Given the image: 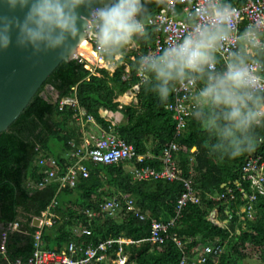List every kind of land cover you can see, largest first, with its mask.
<instances>
[{"label": "trees", "instance_id": "1", "mask_svg": "<svg viewBox=\"0 0 264 264\" xmlns=\"http://www.w3.org/2000/svg\"><path fill=\"white\" fill-rule=\"evenodd\" d=\"M245 1L223 0V3L238 7ZM143 3L145 11L141 18L145 22L165 6L166 0H143ZM182 7L183 3L178 1V13ZM134 40L137 48L131 51L124 49L118 60L105 57V60L117 64L113 72L90 63L89 51L95 50L96 46L90 47L84 42L77 57L62 62L46 79L24 112L7 131L0 134V264L26 261L34 251V236L38 231L41 248L45 250H61L71 242L80 248H87L109 238L134 240L135 243L124 246V253L131 264H178L184 255L192 258L200 252L203 244L213 242L220 243L223 252L219 257H209L204 264H243L246 258L244 250L248 245L259 253L258 260L264 264V198L257 200L251 219L239 212L240 205L246 202L239 195L237 201L229 202L213 198L214 194L224 191L222 184L233 186L240 178L248 157L260 154L264 159V143H258L259 138H264V129L255 130L254 149L239 157L221 158L219 153L214 152L211 146L216 144V139L204 130L200 118L210 108L199 95L204 79L211 72L206 67L204 79L196 75L201 104L188 118L181 136L175 138V120L165 105L172 101L173 87L182 79L170 82L169 96L161 102L153 91L157 82L151 74L144 73V79L138 75L140 58L154 45V32L145 27L140 38L135 37ZM239 47L240 53H235L231 61L237 56L242 57L244 63L253 58L244 51L243 41ZM95 57V52H91L90 58L93 60ZM213 58L216 69L211 73H222L225 69L223 58L216 50ZM254 58L263 64L264 77V52L255 51ZM87 64L94 68L93 71L85 68ZM135 85L139 86L137 102L120 107L119 97ZM47 87L57 93L56 100L43 94ZM65 97L74 98L77 105H66L60 109L59 102ZM80 110L91 115L94 123L86 122L85 117L80 119ZM101 111L120 112L123 120L112 125ZM92 127H98L96 130L99 133L100 129L112 130L132 144L137 154L152 155V159L145 160V164L150 166H160L158 158L172 141L181 145L182 149L177 153L178 165L182 176L192 179L200 203L187 204L181 211V217L169 230L170 234L180 238V247L171 239L162 244H153L146 239L150 235L152 219L168 221L176 215V202L184 191L182 182L135 181L127 170L126 162L105 165L84 160L89 176L80 177L74 187L59 189L57 181L43 188L37 186L46 168L37 163L38 156H54L62 175L66 166L75 161L71 156L66 159L62 154H69L72 145L79 147L85 140V132ZM118 194L131 198L148 218L140 220L125 210L116 218L102 214L98 205ZM225 208L229 210L227 214ZM85 210H94L97 215L90 218ZM47 211L53 215L50 226L39 228L31 225L34 217H40ZM214 211L217 221L224 226L211 221L210 215ZM15 223L18 224L16 229L12 227ZM83 228H87L90 234H83ZM76 229H79L77 233ZM198 235L201 239H196ZM117 249L118 244L111 245L107 258L92 264H112Z\"/></svg>", "mask_w": 264, "mask_h": 264}, {"label": "built area", "instance_id": "2", "mask_svg": "<svg viewBox=\"0 0 264 264\" xmlns=\"http://www.w3.org/2000/svg\"><path fill=\"white\" fill-rule=\"evenodd\" d=\"M181 1L183 7L181 12H177V2ZM213 6H220L229 9L232 14V24L227 40L221 41L217 46V53L224 59L226 70L227 65L232 62V56L240 53L239 44L243 41L244 51L253 58L246 61L244 64L254 74L263 77V64L254 58L255 51L264 52V0H246L243 5L232 7L223 3V0H166V4L159 11L155 12L145 22V27H150L155 35L154 45L148 48L147 53L143 56H157L162 53L165 48L173 47L180 43L184 37L191 33L197 25L207 22L208 15ZM183 15V17H180ZM87 44L95 46L94 42L86 39ZM96 57L89 60L91 64L108 62L105 56L97 50ZM89 59V56H88ZM116 60V59H115ZM115 64V62H110ZM107 64V63H106ZM99 66V65H98ZM101 66V64H100ZM117 67V66H116ZM115 67V68H116ZM90 71H93L90 64L85 65ZM208 69L212 72L216 69L212 62ZM114 71V69H113ZM112 71V72H113ZM223 71V72H224ZM111 72V71H110ZM138 75L144 79V72L139 71ZM139 86L125 93L124 99H118L120 104H129L135 101L136 93ZM198 77L196 75L185 77L173 87V99L165 105V108L170 111L175 120V138H179L184 132L188 118L197 110L200 101H196L198 97ZM125 98H128L129 103H126ZM199 98V97H198ZM66 105L76 106L77 101L74 98L65 97L60 100L59 108L62 109ZM122 105H120L121 107ZM79 118L85 117L86 122L94 123L91 115H87L84 110H80ZM108 111H101V114L107 119ZM110 121V120H109ZM114 125L113 122H111ZM90 139H86L84 144L79 147L72 145L70 156L75 161L66 166L65 171L60 175V166L56 158L52 155H40L37 158V163L41 167H46L43 172V177L37 183L39 188H43L52 182H59V189L65 187H74L80 177L87 178L89 169L83 164L84 160H89L94 164H118L120 162L127 163V170L135 181L163 180V181H179L183 183L184 191L181 193L176 202V215L168 221L152 219L150 224V235L146 239L153 244H162L165 240L171 239L179 247L181 241L175 234H170L169 230L175 225L176 221L181 217L182 209L189 203L199 204L200 197L196 194L190 178H184L178 165L177 153L182 149L181 145L172 141L163 149L161 156L158 158L160 166H150L145 164V160L152 159L150 154H137L132 144L128 143L112 130L107 132L100 129L98 136L91 135ZM258 143H264V138H259ZM194 150V148L192 149ZM139 164V165H138ZM224 191L213 198L224 199L225 202L237 201V197H242L246 200L240 205L239 212L245 214L247 218H253L255 213V204L260 197L264 198V159L258 155H251L244 163L243 172L233 186L222 184ZM239 195V196H238ZM99 210L102 214L116 218L123 213L135 215L140 220H146L148 215L139 210L131 198L115 195L104 199L99 205ZM89 217H94L96 212L93 210H85ZM228 209L224 212L227 214ZM215 212L210 215V219L216 224H220L216 218ZM14 229L18 227L15 223L12 226ZM76 229L75 232H78ZM83 234H90L87 228L81 230ZM34 243V251L26 260H15L10 264H92L100 262L107 258L108 248L113 244H118L116 251V259L112 260V264H127V256L124 254V246L133 244L136 241L127 238L113 239L109 238L101 241L95 246L80 248L75 242H71L61 250H45L41 248L40 231L36 232ZM196 239H201L197 236ZM223 252V246L218 243H208L201 246L200 252L189 258L184 255L178 264H204L209 257H219Z\"/></svg>", "mask_w": 264, "mask_h": 264}, {"label": "clouds", "instance_id": "3", "mask_svg": "<svg viewBox=\"0 0 264 264\" xmlns=\"http://www.w3.org/2000/svg\"><path fill=\"white\" fill-rule=\"evenodd\" d=\"M4 0L11 12L26 10L23 19L0 15V46L8 48L13 29L17 43L43 49H61L66 61L75 54L84 39L94 42L101 55L114 60L145 32L143 0ZM89 9L84 16L78 9ZM233 14L213 6L206 23L197 25L177 45L165 48L157 56L141 57L139 71L151 74L157 82L153 91L161 102L169 96V84L192 74L204 79L205 68L213 62V53L227 40ZM71 41H78L73 45ZM69 54H65V53ZM200 97L210 106L201 114L204 130L216 139L211 147L221 158H236L252 151L256 129H264V77L254 74L237 56L218 75L209 72Z\"/></svg>", "mask_w": 264, "mask_h": 264}, {"label": "water", "instance_id": "4", "mask_svg": "<svg viewBox=\"0 0 264 264\" xmlns=\"http://www.w3.org/2000/svg\"><path fill=\"white\" fill-rule=\"evenodd\" d=\"M93 6L102 7L103 4L97 0ZM25 11L17 9L11 12L4 4V0H0V15H15L22 20ZM78 11L84 16L89 14V9L83 6ZM16 35L17 30L14 28L8 48L4 49L0 46V134L9 129L24 112L46 79L64 62L60 58L61 49H43L37 52L30 44L27 46L18 44ZM137 38L139 39L140 35ZM85 40L78 45L75 54L66 61L77 57ZM71 43L77 45L78 41ZM36 221L34 226H39V219ZM127 264H131L130 261Z\"/></svg>", "mask_w": 264, "mask_h": 264}, {"label": "rangeland", "instance_id": "5", "mask_svg": "<svg viewBox=\"0 0 264 264\" xmlns=\"http://www.w3.org/2000/svg\"><path fill=\"white\" fill-rule=\"evenodd\" d=\"M85 42H86V40H85ZM89 60H92L91 58H90V54H89ZM224 60V59H223ZM97 64H99V66L98 65H96V64H92L94 67H98V68H106V69H108L109 71L110 70H113V69H115V64H112L111 63V66H109V65H106V63H97ZM100 64H101V66H100ZM115 66V67H114ZM111 68V69H110ZM94 69V68H93ZM215 73V72H214ZM43 94H45V95H50L51 97H52V99L53 100H56L57 99V93L55 92V91H53L51 88H47L44 92H43ZM125 95V94H124ZM123 95V96H124ZM123 96H120L119 97V99H124V97ZM125 101H126V103H129V100H128V98H125ZM196 101H200L199 100V98L198 97H196ZM133 102H135V101H133ZM121 105H124V104H121ZM117 115H119V114H116L115 116H117ZM114 117V116H113ZM112 117V115H111V117H107L111 122L113 121V123L114 124H116L117 123V121L116 120H114V118ZM119 117V116H118ZM123 120V119H122ZM121 120V121H122ZM91 124V123H90ZM82 127V126H81ZM91 127V126H90ZM96 128H98V127H96ZM95 127H94V130L96 129ZM88 132H90V133H93L92 131H91V129L89 128L88 129ZM88 132H85V134L86 133H88ZM96 132L97 133H99L98 132V130H96ZM95 135V134H94ZM91 136V135H90ZM90 136L88 135V134H86V137H85V140L86 139H88V140H90L91 142L93 141L92 139H90ZM97 136V135H96ZM85 140H84V142H85ZM84 142L82 143V144H84ZM81 144V145H82ZM62 154V153H61ZM69 155V156H68ZM62 156L63 157H65L66 159H69V157H70V153L69 154H66V153H63L62 154ZM190 180H191V182H192V179L190 178ZM192 186H193V182H192ZM220 193H216V194H214L213 196H216V195H219ZM211 216H212V213H211ZM179 240H180V238H179ZM181 241V240H180ZM244 253L246 254V258L244 259V261H243V264H260V262H259V260H258V258H259V253L258 252H254L253 250H252V247L250 246V245H248L247 246V248H246V250H244Z\"/></svg>", "mask_w": 264, "mask_h": 264}, {"label": "crops", "instance_id": "6", "mask_svg": "<svg viewBox=\"0 0 264 264\" xmlns=\"http://www.w3.org/2000/svg\"><path fill=\"white\" fill-rule=\"evenodd\" d=\"M180 17H183V15H180ZM142 35V34H141ZM140 35V36H141ZM136 39H138L137 37H136ZM137 48V43H136V41L134 40L133 41V43L131 44V45H129L126 49H125V51H131V50H135ZM122 56V54H120V55H118L115 59L116 60H118L120 57ZM101 63V62H100ZM107 64L106 65H109V66H111V63L108 61V62H106ZM115 66H117V64L115 65ZM114 66V67H115ZM111 72L113 71V70H110ZM116 114H119V115H117V116H115ZM111 115H112V117L114 118V120H116V121H118V122H120L122 119H123V116H122V114L120 113V112H115V113H108L107 114V117H111ZM119 116V117H118ZM113 122V121H112ZM91 131L93 132V133H86V134H88L89 136L90 135H94L95 134V136L97 135H99L97 132H96V129L94 130V127H92L91 128ZM85 137H86V135H85ZM69 156V155H68ZM215 212V211H214ZM85 213H86V211H85ZM215 214H216V212H215ZM97 215V214H96ZM95 215V216H96ZM94 216V217H95ZM52 218H53V215L52 214H50L48 211L47 212H43L42 213V215L40 216V217H34L33 218V222H32V226H34V223L35 222H37L36 221V219H39V221H40V223H39V226H35V227H42L43 225H48V226H50L51 224H52V222H53V220H52ZM91 218V217H90ZM215 218H216V220H217V214H216V216H215ZM212 221V220H211ZM225 224H222L221 226H224ZM77 233V232H76ZM213 243H215V242H213ZM125 254V253H124ZM126 256H127V254H125ZM127 261H130L129 260V257L127 256Z\"/></svg>", "mask_w": 264, "mask_h": 264}, {"label": "bare ground", "instance_id": "7", "mask_svg": "<svg viewBox=\"0 0 264 264\" xmlns=\"http://www.w3.org/2000/svg\"><path fill=\"white\" fill-rule=\"evenodd\" d=\"M91 54V53H90ZM101 63H103L102 61H101ZM99 65V64H98ZM111 69V68H110Z\"/></svg>", "mask_w": 264, "mask_h": 264}]
</instances>
